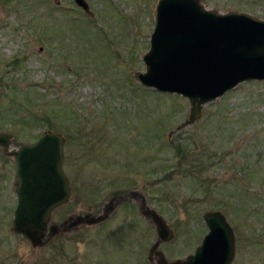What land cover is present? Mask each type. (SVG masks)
Masks as SVG:
<instances>
[{"label":"rangeland","instance_id":"374dc122","mask_svg":"<svg viewBox=\"0 0 264 264\" xmlns=\"http://www.w3.org/2000/svg\"><path fill=\"white\" fill-rule=\"evenodd\" d=\"M0 0V132L11 143L45 130L64 136L68 201L50 222L100 212L106 219L33 246L10 227L17 202L13 161L0 152V264H155L148 259L156 209L174 235L159 248L185 258L220 210L233 228L230 264H264V79L205 102L192 122L187 97L141 84L157 0ZM207 8L264 18V0H201Z\"/></svg>","mask_w":264,"mask_h":264},{"label":"water","instance_id":"95a60500","mask_svg":"<svg viewBox=\"0 0 264 264\" xmlns=\"http://www.w3.org/2000/svg\"><path fill=\"white\" fill-rule=\"evenodd\" d=\"M89 12L87 0H74ZM149 48L142 54L144 71L135 78L162 92L183 95L190 102L192 122L202 105L245 80L264 79V18L247 11L225 12L207 8L201 0H157ZM64 136L46 130L31 141L10 147V136L0 132V147L15 164L17 202L10 227L33 246H42L61 231L81 224H96L108 217L117 203L137 193L112 196L100 212L70 214L50 222L52 211L66 203L71 185L62 167ZM151 220L156 238L148 259L155 264H230L235 254L232 226L220 210L202 218L208 228L200 244L185 258L168 259L159 245L174 235L166 219L145 200L138 203Z\"/></svg>","mask_w":264,"mask_h":264},{"label":"flooded vegetation","instance_id":"af4514ba","mask_svg":"<svg viewBox=\"0 0 264 264\" xmlns=\"http://www.w3.org/2000/svg\"><path fill=\"white\" fill-rule=\"evenodd\" d=\"M46 131V130H45ZM53 131H55V130H53ZM39 136V135H38ZM37 136V137H38ZM36 137V138H37ZM35 138V139H36ZM35 139H32V140H24V141H26V142H31V141H33V140H35ZM23 142V141H22ZM21 143V142H20ZM19 143V144H20ZM18 144H13V143H11V145H10V147H16ZM0 152L5 156V157H7V159H9V160H12L13 161V165H14V168H15V164H14V159H13V157L12 156H9V155H7L5 152H4V150L0 147ZM63 159H64V153H63ZM63 159H62V163H63ZM66 173V172H65ZM69 183H70V181H69Z\"/></svg>","mask_w":264,"mask_h":264}]
</instances>
